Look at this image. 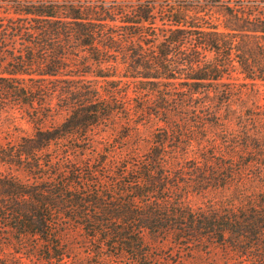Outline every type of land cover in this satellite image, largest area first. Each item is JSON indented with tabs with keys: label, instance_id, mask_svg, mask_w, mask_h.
<instances>
[{
	"label": "trees",
	"instance_id": "1",
	"mask_svg": "<svg viewBox=\"0 0 264 264\" xmlns=\"http://www.w3.org/2000/svg\"><path fill=\"white\" fill-rule=\"evenodd\" d=\"M237 1L166 14L148 2L43 0L0 8V118L17 109L34 124L29 136L0 140V241L32 240L43 261L60 264L71 257L62 234L77 229L93 256L151 264L144 237L174 232L186 244L227 242L247 264H264V198L239 213L207 215L165 196L180 187L165 171L168 151L218 129L230 120L231 103L245 96L255 106L238 116L240 131L224 143L244 154L242 169L251 168L264 192V113L257 105L258 88L264 92V9ZM17 39L19 51L9 50ZM210 93L219 97L214 108L201 102ZM55 112L66 117L43 127ZM131 117L163 124L142 163H123L107 181L105 156L75 159L88 151L93 130L114 118L128 127ZM224 169L227 176L204 166L194 184L203 185L199 191L221 188L234 176Z\"/></svg>",
	"mask_w": 264,
	"mask_h": 264
},
{
	"label": "rangeland",
	"instance_id": "2",
	"mask_svg": "<svg viewBox=\"0 0 264 264\" xmlns=\"http://www.w3.org/2000/svg\"><path fill=\"white\" fill-rule=\"evenodd\" d=\"M39 3L43 0H0V8L11 6L16 2ZM47 2H64L65 0H45ZM84 4L85 6H137L140 3L148 2L149 5L157 11L158 14L171 10H191L192 8H209L216 6L211 4L210 0H68ZM237 6L253 8L255 10L264 9V0H240ZM215 8V7H212ZM217 10V9H216ZM166 14V13H164ZM21 41L19 39L9 42V50L18 52ZM12 48V49H11ZM14 48V49H13ZM121 72V67H119ZM237 77V76H235ZM94 80V84L98 88H103L105 83L100 79L92 76L86 77ZM223 89V88H222ZM260 97L257 100L258 107L261 106V113H264V92L259 87ZM102 90V89H100ZM133 86L130 85L128 95L134 96ZM218 98L209 94L202 97V101H206L212 108L218 105ZM254 99L250 96L241 99H235L231 103L230 120L226 123L221 122L220 127L209 128L202 133L204 138H195L191 142V146L187 148L181 147L170 152L169 159H166L167 165L165 171L171 174L172 179L180 183L178 190L166 193L165 196L170 197L171 204L176 203L175 198L180 202L183 208L190 210L192 213L201 214H233L239 213L251 204H258V200L264 198L263 187L260 183L252 178L251 168L242 169L243 158L242 153L234 147L225 145L227 138H233L240 131L238 125V116L243 114L247 109H252ZM56 100L52 99L51 105L55 106ZM134 105V101L131 102ZM139 101H137V105ZM255 106V105H253ZM259 112V110H256ZM219 114H225V107L218 110ZM22 110L10 111L3 114L0 118V140H14L20 136H29L34 131V124L30 117ZM228 116V115H227ZM66 117L65 112H55L54 116L43 122V127L58 125ZM128 121V127L121 118H114L110 122L103 123L98 129L93 130L88 140V151L81 157L75 154V159L101 158L105 156V172L106 180L119 172V167L123 163L137 164L144 161L145 156L152 146L153 135L163 124L154 119H136L131 117ZM142 121L135 125L134 122ZM130 126V127H129ZM128 128L127 130L125 129ZM127 135V137H126ZM124 136V137H123ZM189 138H193L191 135ZM126 137V138H125ZM226 138V139H225ZM196 140V141H194ZM226 140V141H224ZM180 142L186 143V139ZM197 142V143H196ZM225 142V143H224ZM73 144V143H71ZM77 144V146H81ZM74 158V157H73ZM206 166L210 170L224 172L227 176L225 167L234 170V176L226 181L221 188H207L200 190L203 185H195L201 169ZM198 169L199 174L194 171ZM196 176L194 179L192 176ZM110 181V180H109ZM170 183L172 181H169ZM184 183H187L184 184ZM0 241V264H47L41 256L43 251L35 249V243L30 240L27 244L19 246L13 239L3 236ZM178 239L174 232L160 234L157 237H144L146 248L150 253L149 262L151 264H247L245 257L231 251L224 241H215L206 239L203 241L186 244L183 239ZM62 245L70 249L71 257L64 259L60 264H134L127 258L109 259L106 255L93 256L89 253L88 243L84 238L81 230L67 229L62 234ZM29 246V247H27Z\"/></svg>",
	"mask_w": 264,
	"mask_h": 264
}]
</instances>
